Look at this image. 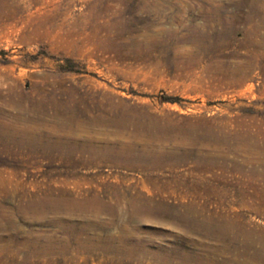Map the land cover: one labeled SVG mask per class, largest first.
Listing matches in <instances>:
<instances>
[{
  "label": "rangeland",
  "instance_id": "obj_1",
  "mask_svg": "<svg viewBox=\"0 0 264 264\" xmlns=\"http://www.w3.org/2000/svg\"><path fill=\"white\" fill-rule=\"evenodd\" d=\"M195 263L264 264V0H0V264Z\"/></svg>",
  "mask_w": 264,
  "mask_h": 264
},
{
  "label": "bare ground",
  "instance_id": "obj_2",
  "mask_svg": "<svg viewBox=\"0 0 264 264\" xmlns=\"http://www.w3.org/2000/svg\"><path fill=\"white\" fill-rule=\"evenodd\" d=\"M106 86V85H105ZM68 106V105H67ZM107 106V105H106ZM63 109V108H62ZM104 111V110H103ZM62 112V111H61ZM91 112V111H90ZM106 113V112H104ZM63 114V113H62ZM61 114V115H62ZM81 114V113H79ZM90 114V113H89ZM84 115V114H83ZM110 115V114H109ZM57 117V116H56ZM104 117V116H103ZM121 118H123L121 116ZM127 118V117H126ZM48 119V118H47ZM56 119V118H55ZM54 119V120H55ZM108 119V118H107ZM59 120V119H58ZM61 122L62 124H68V125H77L78 128H80L83 131L86 130H90V128L93 125H98L99 123H101V119L96 118L95 116H88V117H83V116H79L78 114L75 113V111L73 110H69L68 112H66L65 115L61 116ZM104 120L103 119V125H104ZM110 120V119H109ZM56 121V120H55ZM116 121V120H115ZM57 122V125H59ZM38 124V123H37ZM61 124V125H62ZM117 124V123H116ZM60 125V126H61ZM101 125V124H100ZM99 125V126H100ZM44 126V125H43ZM54 126V125H53ZM59 126V127H60ZM115 126V125H114ZM27 128V127H26ZM64 128V127H63ZM113 130V126L111 127ZM106 129V128H105ZM120 129V128H119ZM121 130V129H120ZM114 131V130H113ZM105 132V131H104ZM145 132V131H144ZM89 133V132H86ZM84 133L83 137L81 138V141H69V140H54L53 144L54 145H75L74 147H76L79 151L81 152H87L88 156L91 159H108L109 155H114L113 154V144L109 143L107 141H105V139H98V138H91L88 134ZM101 133V132H100ZM114 133V132H113ZM86 134V135H85ZM92 134V133H91ZM107 134V133H106ZM74 136V135H73ZM127 137V136H126ZM34 139V138H32ZM109 139V138H108ZM110 140V139H109ZM112 141V140H111ZM77 145V146H76ZM202 146V145H201ZM239 146V145H238ZM72 147V148H74ZM200 147V146H199ZM117 150V149H116ZM150 150V149H149ZM123 151V150H122ZM253 152V151H252ZM124 153V152H123ZM180 153V152H179ZM152 155V154H151ZM146 156V155H145ZM213 156V155H212ZM99 190V189H98ZM99 204V203H98ZM95 205V204H94ZM103 206V205H102ZM75 207V206H74ZM82 207V206H81ZM87 208V207H85ZM83 210V209H82ZM98 212V211H97ZM234 245V244H233ZM123 246V244H122ZM126 246V245H124ZM136 246V245H135ZM157 253V252H156ZM166 253V252H165ZM177 258V257H176ZM199 259V258H198ZM207 263V262H206ZM197 264V263H195Z\"/></svg>",
  "mask_w": 264,
  "mask_h": 264
}]
</instances>
